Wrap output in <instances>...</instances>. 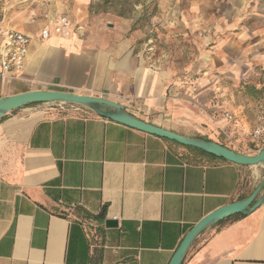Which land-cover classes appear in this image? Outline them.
<instances>
[{
  "label": "crops",
  "instance_id": "0c3cea01",
  "mask_svg": "<svg viewBox=\"0 0 264 264\" xmlns=\"http://www.w3.org/2000/svg\"><path fill=\"white\" fill-rule=\"evenodd\" d=\"M93 2L4 1V26L29 35L31 43L23 70L0 74V97L37 89L100 96L147 122L228 147L197 124L207 119L194 112L192 101L173 96L171 75L136 54L132 23L94 16ZM226 10L235 14L228 17L234 30L228 68L215 70L212 92L225 89L221 77H250L258 79L252 84L261 95L264 0H219L214 12ZM61 15L69 19L70 35L53 32ZM45 27L52 30L47 39L41 36ZM228 93L225 114L235 120L210 119L251 146L230 148L256 155L253 128H241L243 102L250 98L232 88ZM262 101L255 126L264 114ZM263 180L261 164H238L83 106L31 104L0 119V264H170L196 224L248 198ZM263 195L264 188L257 199ZM108 218L118 226L107 227ZM182 264H264V203L204 229Z\"/></svg>",
  "mask_w": 264,
  "mask_h": 264
},
{
  "label": "rangeland",
  "instance_id": "374dc122",
  "mask_svg": "<svg viewBox=\"0 0 264 264\" xmlns=\"http://www.w3.org/2000/svg\"><path fill=\"white\" fill-rule=\"evenodd\" d=\"M218 1L94 0L91 11L94 16H103L107 21L125 19L131 22V32L136 34V54L143 55L154 69L171 75L173 96L192 101L194 112L207 119L197 124L208 126L228 147L249 150L251 146L247 145L245 136L242 139L240 133L210 119L225 115L224 104L230 94L228 90L232 88L235 95L244 99L255 97L250 107V99L243 102L247 105L242 112L246 124L241 128L251 130L257 123L264 99V93L257 94L256 85L252 84L258 79L250 77L238 82L227 76L221 77L219 80L225 89L218 96L212 92L211 86L218 78L213 73L219 68H228L225 53L234 31L230 30L229 18L235 14L228 10L225 14L214 12ZM218 50L221 51L220 62L214 60ZM203 88L209 89L202 92Z\"/></svg>",
  "mask_w": 264,
  "mask_h": 264
},
{
  "label": "water",
  "instance_id": "95a60500",
  "mask_svg": "<svg viewBox=\"0 0 264 264\" xmlns=\"http://www.w3.org/2000/svg\"><path fill=\"white\" fill-rule=\"evenodd\" d=\"M35 103H64L83 106L91 109L103 117L109 118L116 122L151 134L168 138L184 145L199 148L209 154L222 157L226 160L242 165L261 164L264 167V150L256 155H247L215 141L188 137L142 120L129 113L125 109L124 105L100 96L80 94L63 90L39 89L3 96L0 97V119L16 109ZM263 188L264 180L248 198L222 206L221 208L205 216L186 235L170 264L183 263L191 244L204 229L213 226L233 215L248 214L256 210L262 203H264V195L257 199L258 194ZM105 223L107 227L118 226V220L115 218H108L105 220Z\"/></svg>",
  "mask_w": 264,
  "mask_h": 264
},
{
  "label": "built area",
  "instance_id": "2783aa9c",
  "mask_svg": "<svg viewBox=\"0 0 264 264\" xmlns=\"http://www.w3.org/2000/svg\"><path fill=\"white\" fill-rule=\"evenodd\" d=\"M5 0H0V74L2 76L14 75L23 70L28 56L31 37L16 29H8L4 26V16L2 5ZM53 32L58 35H70V22L67 16H59L53 25ZM52 30L45 27L41 31V36L47 39L51 36ZM225 117L234 121L233 113H226ZM252 137L254 140L253 150L257 153L264 150V114L253 128Z\"/></svg>",
  "mask_w": 264,
  "mask_h": 264
},
{
  "label": "trees",
  "instance_id": "16d2710c",
  "mask_svg": "<svg viewBox=\"0 0 264 264\" xmlns=\"http://www.w3.org/2000/svg\"><path fill=\"white\" fill-rule=\"evenodd\" d=\"M35 104H37V103H35Z\"/></svg>",
  "mask_w": 264,
  "mask_h": 264
}]
</instances>
